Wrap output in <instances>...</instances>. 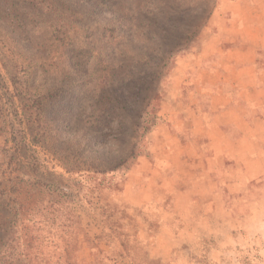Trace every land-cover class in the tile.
Instances as JSON below:
<instances>
[{"label": "rangeland", "instance_id": "374dc122", "mask_svg": "<svg viewBox=\"0 0 264 264\" xmlns=\"http://www.w3.org/2000/svg\"><path fill=\"white\" fill-rule=\"evenodd\" d=\"M218 1L183 16L190 33L165 68L133 64L135 84L102 89L131 0H0V264H201L213 249L209 264H264L262 184L214 197L173 162L193 134L185 56Z\"/></svg>", "mask_w": 264, "mask_h": 264}, {"label": "crops", "instance_id": "0c3cea01", "mask_svg": "<svg viewBox=\"0 0 264 264\" xmlns=\"http://www.w3.org/2000/svg\"><path fill=\"white\" fill-rule=\"evenodd\" d=\"M199 39L185 56L195 84L187 118L193 134L178 137L184 149L173 162L205 175L214 197L246 199L257 183L264 189V0H219ZM254 201L264 205V194ZM168 251L149 256L167 261Z\"/></svg>", "mask_w": 264, "mask_h": 264}, {"label": "trees", "instance_id": "16d2710c", "mask_svg": "<svg viewBox=\"0 0 264 264\" xmlns=\"http://www.w3.org/2000/svg\"><path fill=\"white\" fill-rule=\"evenodd\" d=\"M201 2L208 3L209 0H131V4H135L136 7L130 9L126 8L125 13L123 14V20L128 22L126 31L122 33V40L120 39V36H115V40H117L118 43H113L109 52L112 53L111 55L114 57H122L123 60L118 61V65H115L111 59L108 61L106 60L108 64L102 74L103 80H101L98 85L104 89L116 80L117 77L120 78L122 85L124 86L130 87L129 85L135 84L132 82V79H134L133 76L136 72L134 68H132L133 64L141 67L142 71L146 67H152L153 65L156 67L160 66L162 69L165 68L166 59L168 58L169 60L172 57L173 51L176 47H178L177 51L183 49V41L187 39V33H190V30L186 32L182 25L183 23H180L181 19L184 15L190 12H198ZM212 14L213 12L211 15ZM159 21L170 22L172 27L168 28L165 32L160 33L159 28L161 26L157 25ZM129 33L130 36H128ZM146 35H153L157 39L151 44L147 43L150 39L144 40L143 42L140 41L143 36ZM131 37L138 39L139 42H141L138 43V49L136 50L135 47L127 44L134 42V40L130 41ZM122 46L125 49H122ZM129 47L132 50L129 49ZM133 50L134 52H132ZM187 51H185V53H187ZM151 52H153V54H151ZM99 57L101 56L99 55ZM121 69L125 70L124 72L126 73H121ZM141 85L143 86L144 82H141ZM109 101L112 102L113 100L109 99ZM198 250V255L202 259V250L201 248H198ZM205 253V260L202 261L199 259V261H202L201 264H209L208 260L212 258L211 250ZM205 261L207 263H204Z\"/></svg>", "mask_w": 264, "mask_h": 264}]
</instances>
